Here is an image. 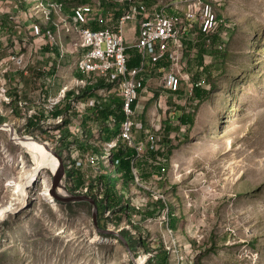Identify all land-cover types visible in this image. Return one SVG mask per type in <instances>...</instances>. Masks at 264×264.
Masks as SVG:
<instances>
[{
    "label": "rangeland",
    "instance_id": "obj_1",
    "mask_svg": "<svg viewBox=\"0 0 264 264\" xmlns=\"http://www.w3.org/2000/svg\"><path fill=\"white\" fill-rule=\"evenodd\" d=\"M36 5L33 0H8L3 4L0 59L9 58L16 50L27 54L29 44L22 40L23 33L28 30L29 14ZM219 5L217 12L224 20L219 37L230 42L231 51L239 56L245 30L246 49L252 51L250 42L257 44L260 53L256 60L262 67L264 0H219ZM11 17L21 22L19 31L15 30L17 24ZM67 33L63 28L64 46L70 53L61 59L62 77L76 61V38L72 34L68 39ZM198 64L199 61L192 62L194 67ZM12 70L18 71L15 66ZM262 72L261 69L257 82L239 84L237 112L226 124L222 104L225 98V106L232 101L231 96H226L227 82L221 74L218 89H212V95L203 96L201 102L195 100L192 123L182 124L179 117L183 105L171 104L172 112L166 116V145L161 147L165 170L161 172L156 161H139L136 164L139 180L132 182L131 190L126 191L129 211H119L115 222L110 210L106 229L101 231L95 224L91 206L69 208L45 197L44 180L52 188V155L39 182L28 186L27 197L23 199L17 184L23 185L29 178L35 157L27 147L13 142L7 130L0 129V208L15 205L0 218V264H141L148 257L152 264H162L160 258L167 255L164 264H264ZM12 78L8 83L12 102H0V126L11 124L19 138L55 143L58 131L55 117L53 112L47 118L44 115L48 103L40 99L41 86L28 81L23 71ZM60 88L55 83L49 94L56 96ZM154 104L149 102L142 116L147 128L157 118ZM30 109L37 113L33 118H29ZM87 122L85 118L83 124L88 126ZM45 126L51 129L45 130ZM65 130H61L63 134ZM137 137L142 139L143 133L139 132ZM113 138L109 129L103 139L110 142ZM78 141L73 138V142ZM67 143L69 139L63 142L62 149L60 145L51 148L63 157L64 166L69 157ZM82 143L78 142L81 150L95 153L92 145L81 147ZM147 156L150 158L151 154ZM108 165L105 161L106 168ZM100 168L99 162L95 168H86L84 174L100 173ZM63 182L70 189L77 180L70 181L65 174ZM153 198H162L164 208ZM170 209L177 219L174 224L170 222ZM130 224L137 227L136 233L142 234L144 241L136 252L121 236Z\"/></svg>",
    "mask_w": 264,
    "mask_h": 264
},
{
    "label": "built area",
    "instance_id": "obj_2",
    "mask_svg": "<svg viewBox=\"0 0 264 264\" xmlns=\"http://www.w3.org/2000/svg\"><path fill=\"white\" fill-rule=\"evenodd\" d=\"M33 1L37 5L29 14L28 30L22 39L29 44L27 54L16 50L9 58L0 59V102H12L8 83L18 72L23 71L28 81L41 86L40 99L48 103L46 118L55 109L62 111L55 117L58 131L56 142L49 141L51 148H62L64 140L69 139L65 167L84 175L87 183L80 189L81 195L99 192L90 184L97 181L99 172L91 176L84 173L100 161L99 154L84 152L78 142L102 146L101 159L109 164L112 150L120 143L126 144L135 151V181L140 176L136 166L139 161L163 164L161 147L166 145V116L172 112L171 104H182V114H191L196 106L194 89H211L204 65L210 64L213 57L205 55L204 65L194 67L192 62L199 60L202 39L205 48L212 50L213 36L220 25L219 0ZM6 2L0 0V15ZM11 19L17 24L15 30L21 26L17 19ZM63 28L68 39L75 36L77 49L74 66L62 77L61 59L70 53L64 46ZM133 61L135 65H131ZM55 83L61 88L52 96L49 88ZM151 101L155 102L158 119H152L147 128L142 116ZM104 110L109 111L106 123L101 116ZM28 114L33 118L37 113L30 109ZM117 115L123 116L121 122L117 123ZM87 116L88 126L83 124ZM116 124L120 126L118 135L110 142L104 141ZM61 130L69 132L72 142ZM139 132L143 133L142 139L137 137ZM75 137L80 141L73 142Z\"/></svg>",
    "mask_w": 264,
    "mask_h": 264
},
{
    "label": "trees",
    "instance_id": "obj_3",
    "mask_svg": "<svg viewBox=\"0 0 264 264\" xmlns=\"http://www.w3.org/2000/svg\"><path fill=\"white\" fill-rule=\"evenodd\" d=\"M218 13V12H217ZM218 20H219V28L221 29L222 22L224 20H221V17L218 13ZM228 22V20H226ZM218 31L213 36V46L212 50L209 51L205 48L204 40L202 39V42L199 45V63L201 65H204L205 63V55L210 54L213 57V61L210 64L204 65L205 67V74H206V80L207 83L211 86V89H203L196 87L194 89V99H199L201 102V98L204 96V98H209L211 94V90H217L218 89V81L219 77L218 75L221 74L222 79H224L227 84V88H224L226 91V96H231L232 104H229V106H225L227 98H225V104L223 103V109L225 111V123L228 122L229 119H231L233 113L237 112V105H238V92L240 90V83L247 84L249 81H255L258 80V74L260 73V70L262 69L263 72L261 73V76L263 78L264 82V62L262 64V67L258 66L261 65L259 62H257V55L260 53V51H257V44H253V42H250V48L252 51H248L246 49V31L244 30V40H243V47L241 54L238 56V54L234 53L230 49V42H225L222 38H220V34ZM234 29V28H233ZM241 59V62H240ZM136 62L133 61L131 65H135ZM212 76L214 77V80H212ZM228 78L229 83H228ZM228 105V104H227ZM60 109L53 110V117H57L61 114ZM93 113V112H92ZM102 120L104 123H106V120L109 116V111L104 110L101 112ZM191 114H182L179 117V121L182 124H190L192 123ZM89 116L86 117L88 120ZM123 120L122 115H117V123L121 122ZM31 125V124H30ZM119 124H116L114 129L112 130V133L114 136L118 135L119 131ZM168 130V127L166 126V131ZM65 139L69 138L70 134L68 131L64 132ZM66 140H64L65 142ZM68 145V144H67ZM84 144L81 145V147ZM88 145V144H87ZM92 145V148L94 147V152L100 155H104V149L102 146H96L95 144H89ZM62 149V148H61ZM101 150V153L99 152ZM171 151V150H170ZM160 155L161 152H159ZM112 161L107 166H105L104 159H101L100 165L101 170L99 173V176L97 178V181H91L90 184L92 187H98L99 192H93L89 195L92 197L98 205L99 208V228L101 230L106 229L108 217L107 213H110L109 211H113V218L116 217V214L121 212H128L129 203L126 198V191L131 190V183L135 182V176L133 172V159L135 156V151L131 148H129L126 144L120 143L118 147L114 148L112 150ZM102 157V156H101ZM159 170L163 172L165 170L163 164H159ZM66 175L67 178L71 181H73L75 178L77 180V183L74 184V187L70 188V191L81 195L79 192L82 187H84L87 183L86 179L84 178V175L80 172V170L77 169H67L66 168ZM97 184V185H95ZM120 184V186H118ZM156 203L160 205V207L164 208V201L162 198H153ZM74 205L77 206H90L89 203L83 202V203H77V204H68L66 205L69 208L74 207ZM172 206V204H170ZM169 217L170 222L174 224L175 221H177L176 218H173V212L172 209L169 210ZM115 222L117 221V218ZM137 227L134 224H130L128 228L124 229L121 233V236L129 243L131 246V249L133 252H136V250L139 248V246H144V241L142 239V234H137ZM140 255V254H139ZM141 256V255H140ZM164 259H168V255L164 258L163 256L160 258V262L162 264ZM152 259L150 257L146 258L145 260H142L141 264H152Z\"/></svg>",
    "mask_w": 264,
    "mask_h": 264
},
{
    "label": "bare ground",
    "instance_id": "obj_4",
    "mask_svg": "<svg viewBox=\"0 0 264 264\" xmlns=\"http://www.w3.org/2000/svg\"><path fill=\"white\" fill-rule=\"evenodd\" d=\"M13 129V127H12ZM13 132L15 133L14 129ZM11 140L23 147H27L35 157V162H34V167L33 171L31 172L29 178L26 180V182L22 184H17L18 188V193L22 194L23 199L27 197V188L30 185H33L34 183L39 182V178H41L42 171L44 170L48 159L50 158V155H52V160H51V166L53 168V172L56 173L57 170L61 167V162L60 160L53 154V151L48 147L46 143L43 142H38L35 140H28V139H23L15 136L13 134V137H11ZM44 185H45V197L48 198L49 200L52 201V203H55V200L53 196L51 195L50 192V187L48 185L47 180H44ZM64 192V191H62ZM15 205L10 204L6 208H0V218L3 215H6V212L13 208Z\"/></svg>",
    "mask_w": 264,
    "mask_h": 264
},
{
    "label": "water",
    "instance_id": "obj_5",
    "mask_svg": "<svg viewBox=\"0 0 264 264\" xmlns=\"http://www.w3.org/2000/svg\"><path fill=\"white\" fill-rule=\"evenodd\" d=\"M0 129L7 130L11 137H13V134L14 135L16 134V132L15 133L13 132L12 125L9 123L0 126ZM46 144L51 149V143L46 142ZM53 154L61 162V167L57 170L56 173L53 174V179H52V188H51L50 192H51V195L54 197V200H56V201H58L64 205L77 204V203H83V202L89 203L90 206L92 207V215H93L95 224H96L98 230L101 231V229L99 228V208H98L97 202L90 196L75 194V193L71 192L70 189H68L65 186V184L63 182V178L65 177L66 170H65V166L63 164V157L54 151H53ZM62 191H64V192H62Z\"/></svg>",
    "mask_w": 264,
    "mask_h": 264
}]
</instances>
